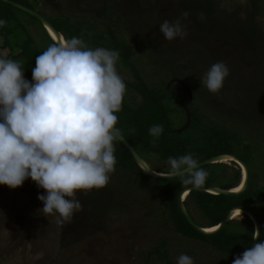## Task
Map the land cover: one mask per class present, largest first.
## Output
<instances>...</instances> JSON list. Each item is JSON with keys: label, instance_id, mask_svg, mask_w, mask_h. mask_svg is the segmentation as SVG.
<instances>
[{"label": "rangeland", "instance_id": "374dc122", "mask_svg": "<svg viewBox=\"0 0 264 264\" xmlns=\"http://www.w3.org/2000/svg\"><path fill=\"white\" fill-rule=\"evenodd\" d=\"M108 1L38 0V7L48 18L73 13L74 19L85 18L92 23L103 19L109 25L110 16L116 18L133 45L131 63L142 80L149 87H163L174 93L177 131L187 129L196 113L205 124L218 126L249 143L246 151L231 139L232 147L248 156L252 184L264 190V0ZM210 8L213 16L204 19L200 10ZM184 12L189 13L186 19L181 15ZM18 15L30 21L37 44L46 50L50 43L40 24L22 12ZM177 18L188 34L168 41L159 26L166 19L172 22ZM133 30L135 40L130 37ZM219 61L226 63L230 74L222 88L212 93L200 80ZM116 67L131 87L127 92L130 99L140 103V92L133 84L139 81L135 70L122 64ZM201 136L197 132V137ZM153 161L154 167L169 171L167 162L159 157ZM217 163L226 165L229 177L237 170L242 176V170L232 161ZM214 169H206L209 176L221 174ZM113 175L110 173L109 183L103 188L87 194L78 192L83 211L62 226L57 225L54 215L45 216L40 211L43 203L37 197L46 193L30 178L15 189L0 185V264H165L157 261L156 255L147 258L164 237L176 263L181 254H187L194 264H209L215 251L181 238L165 225L160 206L154 216L146 214L151 209L149 204L157 205L158 198L143 203L139 191H130L128 197L138 200L132 205L134 209L124 210L126 193H119L116 200L119 191L109 189L116 181ZM97 197L103 202L99 206L95 203ZM190 207L196 222L208 225L193 203ZM253 209L264 213V198ZM234 219L242 223L245 216Z\"/></svg>", "mask_w": 264, "mask_h": 264}, {"label": "clouds", "instance_id": "9594fccd", "mask_svg": "<svg viewBox=\"0 0 264 264\" xmlns=\"http://www.w3.org/2000/svg\"><path fill=\"white\" fill-rule=\"evenodd\" d=\"M181 15L186 19L189 13ZM6 23L0 19V27ZM159 31L168 41L188 34L180 18L164 20ZM118 60V50L91 49L81 38L61 37L36 56L29 81L21 61L0 58V185L15 189L30 178L46 193L37 197L43 203L40 211L54 215L57 225L71 223L83 211L78 192L105 187L115 171L113 142L123 140L115 113L126 90ZM229 74L219 61L200 83L216 93ZM162 132L163 125L149 128L153 137ZM194 155L168 157L164 177H179L183 185L201 189L209 173ZM254 233L258 240L259 232ZM177 264L194 260L181 254ZM232 264H264V240L246 248Z\"/></svg>", "mask_w": 264, "mask_h": 264}, {"label": "trees", "instance_id": "16d2710c", "mask_svg": "<svg viewBox=\"0 0 264 264\" xmlns=\"http://www.w3.org/2000/svg\"><path fill=\"white\" fill-rule=\"evenodd\" d=\"M13 1L31 7L43 15L46 14L38 7V0ZM111 1L109 0L108 3ZM256 9L257 1H254L253 10ZM200 11L204 19H211L214 14L213 8ZM18 12H22L37 21L49 43L52 44L54 42L50 39L38 19L0 1V19L7 21L5 26L0 27V58L21 61L24 77L31 81L35 58L45 50L37 44L30 28V21L26 22L25 19L20 18ZM75 17L76 15L72 13L46 18L64 39L77 37L83 39L89 48L98 47L118 50L119 60L117 65L122 64L135 70L139 81L133 82V84L140 92L141 101L136 103L130 99L127 92L131 90V87L126 84L121 110L115 113L118 117L116 127L121 130L123 136L155 171L168 172L154 167L156 166L153 161L154 157H159L167 162L170 156L179 157L189 152L194 153V158H197L199 162L220 154L234 155L244 161L249 167L248 156L244 157L238 153L234 146L232 147L231 139L236 140L238 145L246 151L250 148V144L239 139L236 135L231 136L227 130L215 125L209 126L205 124L204 120L197 116L196 113H193L191 125L187 129L177 131V115L173 118V114L177 110V106L172 101L174 93L163 87H149L142 80L141 75L131 63L132 54L134 53L133 45L122 32V28L116 18L110 16L111 24L109 25L103 19L92 23L88 19H74ZM130 37L135 40L134 30ZM153 125H163V132L159 137H153L149 134V128ZM131 129H135V132L130 131ZM197 132L201 133L202 136L200 138L197 137ZM113 143L115 148L114 155L117 159L113 175L116 181L109 189L114 190L115 188L116 191H119L116 193V200L119 193H126L123 200L124 210L131 207L134 209L132 205L136 203L135 200H138L136 197H128L130 191H139V194L143 197V203H146L151 198H158V204H149L151 209L146 214L154 216L160 206L161 221L165 225H170L176 233L182 236L181 238L189 242H200L204 247H210L212 251H215L212 258H209V264H225V262L226 264H232L230 260L242 254L246 248L253 246L255 224L247 215H244L245 219L242 223L232 220L215 234H201L190 225L178 204L180 192L188 186L183 185L179 177L171 180H161L148 176L138 165L129 149L120 141H114ZM208 167H215L214 171L220 170L221 174L207 177L202 188L220 187L230 190L236 187L241 180L239 170L236 171L233 177H229L225 169L227 167L223 163L203 166L205 171ZM252 175L250 171L248 187L238 195L230 196L211 194L204 191H191L185 201L188 212L196 221L190 207L191 203H193L207 219L208 225L203 222L196 223L201 227H209L218 226L234 207L249 209L260 222L261 235L257 242L264 240V213L258 214L254 209L252 210V207L264 198V190L255 188L252 184ZM116 183L118 187H116ZM95 203L96 206H99L103 202L101 198L97 197ZM166 243L167 238L164 237L154 251L149 253L147 258L150 259L156 255V260L159 262L177 264L174 261L173 252L166 249Z\"/></svg>", "mask_w": 264, "mask_h": 264}, {"label": "water", "instance_id": "95a60500", "mask_svg": "<svg viewBox=\"0 0 264 264\" xmlns=\"http://www.w3.org/2000/svg\"><path fill=\"white\" fill-rule=\"evenodd\" d=\"M1 2L3 3H6V4H9V5H12L18 9H20L21 11L35 17L36 19H38L43 28L45 29L46 33L48 34V36L50 37V39L53 41V42H58L61 38V34L54 28V26L49 22V20L43 15L41 14L39 11L31 8V7H28L26 5H23L19 2H16V1H13V0H0ZM50 27L54 33L57 35V39L54 40L50 35H49V31L47 29V27ZM127 149H129V151L132 153V155L134 156L136 162L138 163V165L143 169V171L150 177L154 178V179H161V180H171L170 178H167V177H164L163 175H160L159 172L157 173V171H155L151 166L150 164L137 152V150L134 148V146L123 136V140L120 141ZM224 154H220V155H217V156H214V157H211V158H208V159H205V160H202L200 161V166H206L208 164H215V162H213L214 160H216L218 157L222 156ZM234 156V155H233ZM234 158L237 160V161H240L247 169V177H246V182H245V185H244V188L242 189V191H238V192H234L232 191V189L230 190H227V189H222L220 187H209V188H201L199 190H195L192 188V186H188L186 188H184L180 194H179V198H178V204H179V207H180V210L181 212L183 213V215L185 216V218L187 219V221L190 223V225L196 229L198 232H200L201 234H204V235H210V234H215L217 232H219L221 229L224 228V226L229 222L231 221L232 219L230 218L231 217V212L233 209H235L236 207L232 208L227 216L225 217V219L220 223V226L218 227L217 230L213 231V232H206L204 231V229H202V227L200 225H198L196 223V221L193 219V217L188 213L187 209H186V206L184 204V200L182 199V196H183V193L187 190H189V192L191 191H204V192H207V193H210L208 192L207 190L208 189H213L216 191V194H224V195H230V196H233V195H238L242 192H244L246 190V188L248 187V183H249V177H250V169L249 167L246 165V163L244 161H242L240 158L234 156ZM234 163H236L235 161H233ZM237 165V163H236ZM240 209H242L244 212H245V215L249 216L252 221L254 222L255 224V229H256V232H259V237L261 235V227H260V222L258 220V218L256 217V215L250 211L249 209H246V208H243V207H238ZM258 237V238H259ZM257 243V240L254 241L253 245Z\"/></svg>", "mask_w": 264, "mask_h": 264}, {"label": "bare ground", "instance_id": "6f19581e", "mask_svg": "<svg viewBox=\"0 0 264 264\" xmlns=\"http://www.w3.org/2000/svg\"><path fill=\"white\" fill-rule=\"evenodd\" d=\"M47 29H48V31H49V35H50L54 40H56V39H57V35L54 33V31H53L49 26L47 27ZM61 37H62V36H61ZM221 161H223V162H227V161H232V162H233V161H235V162L237 163V165H236V163H234V162H233V164H235L236 166H239V168L242 170L241 181L239 182V184H238L236 187L232 188V191H234V192L242 191V189L244 188L245 182H246V177H247V169H246V167H245L240 161H237V160L234 158L233 155H226V154H225V155H222V156L218 157L216 160H214L213 162L217 163V162H221ZM247 166H248V165H247ZM157 173H158V172H157ZM159 174L164 176V174H166V173L159 172ZM207 191L210 192L211 194H216V191L213 190V189H208ZM188 194H190L189 190H187V191H185V192L183 193L182 199H183L184 201L187 200V198H188ZM184 204H185V202H184ZM186 209H187V208H186ZM187 211H188V210H187ZM188 213H189V212H188ZM189 214H190V213H189ZM241 214L245 215V212H244L242 209L236 207L235 209L232 210V212H231V217H230V218H231L232 220H235L234 218L240 216ZM248 217H249V216H248ZM249 218H250V217H249ZM250 219H251V218H250ZM232 220H231V221H232ZM219 226H220V224H219L218 226L202 227V229H204V231L210 233V232H213V231L217 230ZM255 231H256V229H255Z\"/></svg>", "mask_w": 264, "mask_h": 264}]
</instances>
